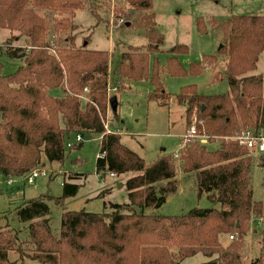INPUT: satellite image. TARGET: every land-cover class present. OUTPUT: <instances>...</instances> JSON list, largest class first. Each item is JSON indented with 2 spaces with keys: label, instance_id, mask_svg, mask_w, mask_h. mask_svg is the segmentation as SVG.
Listing matches in <instances>:
<instances>
[{
  "label": "trees",
  "instance_id": "trees-1",
  "mask_svg": "<svg viewBox=\"0 0 264 264\" xmlns=\"http://www.w3.org/2000/svg\"><path fill=\"white\" fill-rule=\"evenodd\" d=\"M126 2L141 13L137 27L148 43L129 45L122 52L119 76L124 83L149 80L153 90L148 100L168 105L172 95L166 91V74L198 76L207 67L226 63L228 93L202 95L196 85H189L176 96L187 108V127L196 110L205 133L223 138L216 150L195 145L180 162L184 174H195L199 196L206 194L214 206L160 214L178 188L176 160L164 154L148 166L122 143L121 134L107 132L112 55L78 47L75 37H61L77 30L72 18L87 5L100 20L91 0H0V29L27 39L26 47L12 45L14 36L5 46V55L23 65L13 74H0V177H24L42 165L44 155L51 163L64 162L68 141L77 134L101 135L98 173H136L126 181L129 203L113 204L111 212L102 213L64 209L59 234L52 231L48 202L55 200L63 207L80 185L65 180L61 197L46 194L27 200L16 213L27 225L28 238L22 241L18 232L0 225V264H14L9 253L22 256L23 243L32 247L31 260L40 264H180L200 253L208 259L203 264H246L245 236L252 218L263 215L264 205L253 196L254 151L235 139H225L248 131L264 134V74L250 75L264 50V16L232 15L219 25L224 43L217 55H204L186 68L178 56L189 48L179 44L169 51L165 66L159 59L165 38L153 0ZM36 10L71 14V18L50 21ZM197 27L206 32L199 19ZM84 41L89 43V37ZM56 89L63 91V97L51 94ZM259 154L263 164L264 153ZM223 236L234 239L224 245Z\"/></svg>",
  "mask_w": 264,
  "mask_h": 264
},
{
  "label": "rangeland",
  "instance_id": "rangeland-1",
  "mask_svg": "<svg viewBox=\"0 0 264 264\" xmlns=\"http://www.w3.org/2000/svg\"><path fill=\"white\" fill-rule=\"evenodd\" d=\"M91 2L96 12L99 13L100 20L92 14L90 5H87L85 9L78 10L72 18L78 26L77 30L63 33L61 37L63 39L75 37L78 47L87 46L91 50L111 53L110 97L118 96V108L116 114L109 110L106 124L108 129L121 134L122 143L142 157L148 166L164 154H172L173 159L176 160L177 191L168 197L166 204L158 212L163 215H179L194 208L214 206L206 194L199 196L195 174H184L180 162L188 150L195 145H204L209 150H216L220 147L223 138H211L207 135L204 131V121L197 122V114L194 110L191 126L196 124L198 133L207 138L202 141L201 137H198L190 143H185L184 136L191 126L186 125L187 108L178 103L176 96L182 88L189 85H196L198 93L202 95L228 93L229 84L225 75V61L221 65L207 67L198 76L172 77L166 74V91L172 95L171 100L167 106L150 101L148 96L153 87L149 80L124 83L119 76L122 52L129 45L143 46L148 43L144 31L137 27L141 13L132 9L126 0H91ZM152 5L158 28L165 38L161 46L162 53L159 56L161 64L165 66L170 56L169 51L179 44L189 48L187 54L178 56L186 68L190 63L199 61L204 55H217L224 43V33L219 25L228 21L232 15L264 16V0H153ZM121 11L125 12V16ZM36 12L50 21L62 17L71 18V14L62 15L44 10H36ZM198 19L203 21L205 33L199 32ZM13 32L0 29V74L2 75L13 74L23 65L21 60L10 59L5 55V46L13 36L15 38L11 40L12 45L24 43L23 38L25 37H19L18 32ZM88 37L89 43L86 44L84 40ZM19 39L21 42L14 44ZM252 74H264V50L259 57L256 70L250 73ZM51 94L57 98L64 95L61 89L53 90ZM76 136L72 135L68 141V144L74 147H67L64 162L51 163L45 155L43 156L42 165L35 170L46 171L47 175L39 176L32 184L21 180L18 184L8 185L9 178L0 177V215L4 216L0 220V225L8 226L18 232L20 240L25 241L29 234L27 225L18 219L16 208L27 200L38 198L41 195L61 197L65 180L79 184L80 188L76 196L64 201L63 207L57 205L55 200L48 202L54 234L60 233L64 209L102 213L111 212L113 204L129 203L126 181L136 173H126L120 176L111 175L109 172L98 173L96 163L100 153L101 135L92 134L90 140L83 141L80 147L77 146ZM235 138L232 136L225 140L233 141ZM252 156L253 160L256 159L252 168L253 196L255 201L262 202L264 205V163L260 164V154L257 152H252ZM76 174H78L77 178H70L76 177ZM24 177L12 179L20 180ZM258 217L252 218L248 234L245 236L243 256L246 264H252L257 260L261 261L258 262L259 264H264V233L262 231L260 233L255 224ZM229 240H231L230 237L229 239L226 236L222 237L224 245L228 244ZM31 248L30 245L23 243L24 254L21 256L10 252V261L14 264H40L31 260ZM207 261L208 259L200 253L185 259L180 264H203Z\"/></svg>",
  "mask_w": 264,
  "mask_h": 264
},
{
  "label": "built area",
  "instance_id": "built-area-1",
  "mask_svg": "<svg viewBox=\"0 0 264 264\" xmlns=\"http://www.w3.org/2000/svg\"><path fill=\"white\" fill-rule=\"evenodd\" d=\"M106 130L108 133H111L112 131H110L108 129V126L106 125ZM201 137L202 141H204L203 139L207 138L206 136L201 135L200 133H198L196 124H194L193 126H191L188 129L187 134L184 136V141L185 143H190V141H192L195 138ZM237 141H239V143L243 146H246L248 149L259 153H264V134L262 135H255L251 132H243L240 136H237L235 138ZM76 141L77 143H81L83 142V134H77L76 136ZM68 147H71L70 144H68ZM175 157H177L175 155ZM41 175H47L46 171L41 172L40 170H34L33 172H31L30 174L26 175L23 179L20 180H13L10 179L7 181L8 185H14L17 184L18 182H20L21 180L24 181L25 183L28 184H32L34 182V180L36 178H38ZM113 175V174H112ZM255 224L257 226V228L259 229V231L264 233V216L258 217L255 221ZM231 240H233V236L230 237Z\"/></svg>",
  "mask_w": 264,
  "mask_h": 264
},
{
  "label": "water",
  "instance_id": "water-1",
  "mask_svg": "<svg viewBox=\"0 0 264 264\" xmlns=\"http://www.w3.org/2000/svg\"><path fill=\"white\" fill-rule=\"evenodd\" d=\"M109 105H110V108H111V111L116 114L117 112V108H118V99L116 96H113V97H110L109 99ZM90 140V135L87 134L83 137V141H88Z\"/></svg>",
  "mask_w": 264,
  "mask_h": 264
},
{
  "label": "crops",
  "instance_id": "crops-1",
  "mask_svg": "<svg viewBox=\"0 0 264 264\" xmlns=\"http://www.w3.org/2000/svg\"><path fill=\"white\" fill-rule=\"evenodd\" d=\"M2 30V29H1ZM8 32H11V31H9V30H7ZM14 33V32H13ZM17 33V32H16ZM24 40V43L22 44V45H16V46H18V47H26L27 46V42H26V39L25 38H23ZM21 42V39H19V40H17L16 42H14V44H19ZM111 92V91H110ZM116 97H117V99H118V96L117 95H115ZM18 184V183H17ZM15 185V184H14ZM256 229V228H255ZM258 230V229H257ZM259 231V230H258ZM260 232V231H259ZM261 233V232H260Z\"/></svg>",
  "mask_w": 264,
  "mask_h": 264
}]
</instances>
